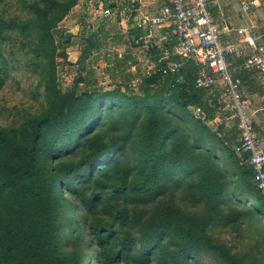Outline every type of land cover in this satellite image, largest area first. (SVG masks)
<instances>
[{
  "label": "trees",
  "instance_id": "trees-1",
  "mask_svg": "<svg viewBox=\"0 0 264 264\" xmlns=\"http://www.w3.org/2000/svg\"><path fill=\"white\" fill-rule=\"evenodd\" d=\"M79 1L22 0L31 18H0V37L7 28L34 41L45 100L19 125L0 126V264H264V205L248 156L235 152V124L212 123L190 60L182 84L155 72L137 92L60 89L55 34ZM7 73L0 51V88ZM237 76L246 85L249 75ZM245 228V251L213 236L243 238Z\"/></svg>",
  "mask_w": 264,
  "mask_h": 264
},
{
  "label": "built area",
  "instance_id": "built-area-1",
  "mask_svg": "<svg viewBox=\"0 0 264 264\" xmlns=\"http://www.w3.org/2000/svg\"><path fill=\"white\" fill-rule=\"evenodd\" d=\"M217 5L218 0H164L149 12L133 1L118 14L132 19L143 55L148 60L154 58L150 67L155 72L170 75L175 84H182L185 61L193 63L198 87L208 92L218 118L235 124L238 131L235 152L247 154L264 205V139L256 130L251 103L242 96L241 81L236 76L239 68L264 74V20L248 21L234 30L219 26L211 12ZM253 9L264 10V0L240 1L242 13ZM111 15L110 8L102 9L104 18ZM162 28L169 30L159 34ZM231 31L238 40L225 42ZM194 113L201 115L199 109Z\"/></svg>",
  "mask_w": 264,
  "mask_h": 264
},
{
  "label": "rangeland",
  "instance_id": "rangeland-1",
  "mask_svg": "<svg viewBox=\"0 0 264 264\" xmlns=\"http://www.w3.org/2000/svg\"><path fill=\"white\" fill-rule=\"evenodd\" d=\"M26 1L28 3L33 0ZM112 1L117 2L116 9L112 11V14L116 17L126 0H80L79 4L59 23L55 34V43L58 45L56 71L61 90L72 88L76 83L78 90L83 91L88 89L91 91L96 88L108 90L118 86L136 84L135 92H137L142 77L136 74L132 79H126V69L122 70L126 61L123 62L124 64L117 61V54L122 52L123 48L119 42L120 40H118L120 35L118 34L117 17L119 16L116 18L114 16L112 18L102 17V9L109 7V3ZM142 1L145 2V5L156 3V0ZM22 6V0H0V18L5 21L31 18L32 15L28 9ZM255 10L258 9H253L247 14H260L259 10L257 13ZM79 22L82 23L79 24ZM72 27L75 28L71 31L81 30V32L83 31L86 34H82L83 36L81 35L77 38L73 36V39L69 42H60V33ZM90 35L91 42L96 49L92 47V49L88 50V57L83 66H81L77 64L79 53L88 45V37ZM34 47V41L24 37L19 31L4 28L1 32L0 51L8 66V73L0 88L1 127L19 125L24 118L39 113L44 107V89L39 75L38 62L33 52ZM108 54L110 57L107 56ZM123 54L126 57L125 53ZM68 57H71L72 61L68 62ZM116 65L117 68H115ZM131 81H134L135 84H131ZM259 81L262 86V91L259 92L262 94L254 97V108L264 107V76ZM240 91L242 96L246 98L244 89V93L241 89ZM259 113L260 117L255 116L254 120L262 136L264 135L261 130L264 128V112ZM218 123L225 124L226 120L221 117ZM226 128L228 129L227 126ZM249 231L248 228H245L243 238L236 237V239L223 230L215 231L213 236L219 242L234 245L238 251H245L250 246L249 238H247L251 234ZM207 262L206 259L203 261V263Z\"/></svg>",
  "mask_w": 264,
  "mask_h": 264
},
{
  "label": "crops",
  "instance_id": "crops-1",
  "mask_svg": "<svg viewBox=\"0 0 264 264\" xmlns=\"http://www.w3.org/2000/svg\"><path fill=\"white\" fill-rule=\"evenodd\" d=\"M133 1H136V3L139 2L140 5H143L145 7V9L144 8L143 9L144 10L147 9L149 12H153L154 6L156 7L158 4L164 2V0H156V3H152V5H145V2L142 0H126V2L125 3L123 2L124 4H122V5H127L128 3H132ZM240 1L241 0H218V5L214 8L213 7L211 8V12H212L214 22L219 26L229 27L230 29L234 30V29L240 28L241 26L246 25L248 23V21L255 22L257 20V23H260L261 19L264 20V10L263 9H258L260 14H257V15H254L253 13L251 15L242 13L240 10ZM116 3H117L116 1H114V2L112 1L111 3H109L111 12L116 9L115 8ZM106 8H109V7H106ZM258 10H255V12L257 13ZM112 16H114V15L112 14L111 16H109L107 18H112ZM117 16H119V17H117ZM117 16H116L117 17V25L119 26L118 27V30H119L118 34L120 35L118 40H120L119 42L122 44L121 47H123L122 52H119L117 54V61L122 63V64H124L123 62L126 61V63L123 65V69H122V70L126 69V74H125L126 79H132L136 74H139L141 77L152 75L153 73H155V71L151 69L150 62L152 60H154V58L152 57L151 59L148 60L147 56L143 55V53L140 49V46H139L140 41L137 39L139 36V32L136 29V27L134 26L132 19L128 18L127 16H123V15H119V14ZM252 16L254 17V19ZM80 23H82V22H79V24ZM75 27H77V26H75ZM75 27L68 28L65 31H62L63 35L66 31H71ZM168 30H169L168 28H162L158 31V33L163 34V33H166V31H168ZM82 34H86V33H83V31L81 32V30L78 31V34L76 35L75 38H77L78 36H81ZM72 39H73V37L71 38V40ZM88 40H89L88 45H90L91 44V35L88 37ZM235 40H238V37L235 36L234 31H231V33L226 38H224L225 42L235 41ZM123 53H125L126 57L124 56ZM79 54L81 55V51ZM80 55H79V57H80ZM107 56L110 57L109 54ZM79 57H78V59H79ZM115 68H117V65L115 66ZM239 70H242V69L239 68ZM245 74L249 75V79H248V81L245 80L246 85L241 86V90L243 92V89H244V92L246 94V99L249 100L251 103V111L253 113V117L254 118H255V116L260 117L259 112H261V113L264 112V107L263 108H254L253 102H254V97L256 95L261 96L258 93L259 91H262L261 90L262 86H261L259 79H261V77H263L264 74L263 73H257V72H246V71H245ZM236 76H237V74H236ZM254 77H256V79ZM112 78H113V75H112ZM240 81H241V79H240ZM131 84H135L134 81H131ZM108 90H111V89H108ZM202 90H204V89H202ZM194 115L196 117L199 116V115L197 116L195 113H194ZM219 120H220V118L214 120L212 123H215V122L218 123ZM224 120H226V119H224ZM231 124H233V123L226 120L225 125L227 127ZM254 124H255V120H254ZM255 127H256V125H255ZM256 130L259 133V135L261 136V133L257 127H256ZM261 130L264 132V128ZM237 133H238V131H237ZM261 138L264 139V135H262Z\"/></svg>",
  "mask_w": 264,
  "mask_h": 264
},
{
  "label": "water",
  "instance_id": "water-1",
  "mask_svg": "<svg viewBox=\"0 0 264 264\" xmlns=\"http://www.w3.org/2000/svg\"><path fill=\"white\" fill-rule=\"evenodd\" d=\"M77 35V31H66L64 33V41L69 42L73 36ZM72 61L71 57H68V62Z\"/></svg>",
  "mask_w": 264,
  "mask_h": 264
}]
</instances>
